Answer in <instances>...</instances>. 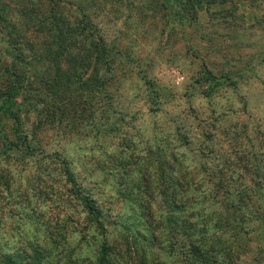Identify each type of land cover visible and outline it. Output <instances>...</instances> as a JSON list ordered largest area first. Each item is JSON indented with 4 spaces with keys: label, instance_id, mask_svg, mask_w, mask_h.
<instances>
[{
    "label": "rangeland",
    "instance_id": "1",
    "mask_svg": "<svg viewBox=\"0 0 264 264\" xmlns=\"http://www.w3.org/2000/svg\"><path fill=\"white\" fill-rule=\"evenodd\" d=\"M52 1L0 0L7 9L0 27L3 63L13 59L14 52L4 51L10 37L21 34L43 48L48 37L37 32L35 19L25 27L26 11L54 16ZM64 1H56L55 15L78 29L76 35L85 20V34L103 37L114 73L102 97L87 92L73 111L64 98L62 120L51 111L22 114L21 132L35 153L0 140V264L6 253L18 246L30 251L35 242L40 264H106L105 258L141 264L143 253L156 259L151 264H191L160 217L170 211L163 203L167 186L158 172L145 177L150 183L140 180L139 168L155 169L147 161L160 148L185 156L194 191L184 196L206 194L211 204L219 197L224 207L241 199L242 209L229 203L203 213L189 209L180 223L201 227L212 215L211 226L239 253L222 256L228 264H264V0H178L181 17L162 0ZM204 65L236 85L204 82ZM60 66L72 67L64 61ZM14 128L8 122L4 133L22 144ZM66 160L83 194L101 209L99 222H92L67 184ZM145 221L156 230L154 242L127 237L131 229L144 230ZM136 247L144 251H133L130 260Z\"/></svg>",
    "mask_w": 264,
    "mask_h": 264
},
{
    "label": "trees",
    "instance_id": "2",
    "mask_svg": "<svg viewBox=\"0 0 264 264\" xmlns=\"http://www.w3.org/2000/svg\"><path fill=\"white\" fill-rule=\"evenodd\" d=\"M56 1L59 3L65 1H52L51 10L57 13L55 10L59 9V5ZM162 1L170 10L175 7V16L177 15L178 17L180 15L181 17L178 0ZM31 5H34V3L31 2ZM6 12L5 6H0V27L6 20ZM81 12L83 19H88L86 13L83 10ZM56 13H54V16L46 15L43 19L38 18L39 15L33 7L28 9L26 11L28 21L25 27H30L29 19H35V23L33 22V24L39 23L37 25V28H39L37 32H44L45 37H48L45 38L43 48H37L33 41L20 34L16 37H10L7 41V47L4 48L7 54L14 52L12 54V62L3 63L0 60V89H2L0 92V125L3 126V128L0 127V132H2L0 140L5 143L10 142L9 145H15L17 149L21 147L27 153H35L37 149L33 146V141H29L28 136L21 132L22 128L20 125L23 113L28 115L31 110H35L38 113L51 111L56 115H63L60 117L62 120L66 113L65 103H63L64 98L69 100V108L73 111L77 99H83V96L87 92L102 97L107 90L103 87L110 80V74L114 73L112 64L115 62L112 50L108 49L109 47L103 37H95L89 31V33L85 34V26L88 27V25L84 24L85 20L81 21L83 24L81 28L82 32L78 35L74 34L78 29L71 28L66 20L55 15ZM79 35L83 38H80ZM76 47H78V51L72 53L73 48ZM27 48L31 54L26 55ZM63 61L70 63L72 67L64 71L60 66V63ZM90 69H92L91 77H87V74L91 72L89 71ZM30 71L32 72V77H30ZM202 79L206 83H213L218 86L224 84L236 85V82L231 81L229 78L214 75L207 65H204ZM220 80L222 81L220 82ZM34 86L35 88L33 89ZM153 86L155 85L152 84ZM76 91L80 93L76 95ZM60 92H65V96L63 97V93L60 94ZM105 96L109 97V95ZM49 97H51V101L48 100ZM8 122L15 127L14 132L16 133L17 140H22V144L9 140L7 134L4 133ZM160 151H162L161 148L157 149L155 154H151V157L147 161L155 169H151L150 166L139 168V171L144 176L140 180L142 181L143 179L145 181L147 180L145 177H150L152 174L158 172L160 182L167 186L166 190L169 191H164L163 203L169 205L170 211L166 215L161 213L160 217L161 220L169 225L170 231L175 238L173 241L181 249V253L183 252L184 255L189 256H185L184 258L191 264H228L227 262L230 259L226 257L222 258V256H225L228 251L230 253L233 252V243L219 234L217 231L219 227L214 229L211 226L210 220L213 218L212 215L203 217L205 223L201 227L199 224L196 225L197 222L193 223V225L191 223L183 225L180 222L183 220V213L189 209H200L203 213L204 209H228V203L233 209H242L239 206L241 199L238 202V198H231L227 202L226 207H224L219 197H215L214 203L211 204L208 203L209 199L206 194H199L197 198L184 196L187 190L194 191L190 183L194 179L191 177H189L190 180L188 179L189 172L185 156L183 159H180L179 155L174 151H169L166 154H162ZM55 157H59V154L55 153ZM63 169L67 184H70L75 190L76 197L82 202L92 222H99L103 219V213L93 200V197L88 193L83 194L84 190L81 191L82 186L78 183L68 160L64 163ZM147 182L150 183V178H148ZM198 186L201 187L200 184ZM199 187L198 189L200 190ZM201 196H204V198H201ZM230 196H233V194L228 193L227 197ZM194 226L198 229H194ZM221 226L224 229L229 228L227 224ZM150 228L151 225L147 222V227L144 230L140 227L131 229V235L128 233L127 237L133 236L136 239L141 237L140 239L143 241L154 242V239L158 238V235L155 229ZM236 229H238L237 226ZM150 232L153 234H150ZM180 232H183L181 233V238H179ZM195 236H197L196 239H194ZM38 247L36 242L30 246V251L26 249L22 250L18 246L14 252L6 253L7 256L4 261L6 264H37V260L38 264H40L41 260L37 259L38 251L40 252ZM133 251L139 252L144 251V249L140 250L138 247H136V251L135 249H130L128 254L130 260H132ZM31 253L36 259L31 260ZM236 255H239V253L233 252L232 255L227 254L231 259ZM142 257L144 261L141 264H144V262L151 264L156 260H150L145 253H143ZM105 259L106 264L126 263V260L122 262L121 259Z\"/></svg>",
    "mask_w": 264,
    "mask_h": 264
}]
</instances>
